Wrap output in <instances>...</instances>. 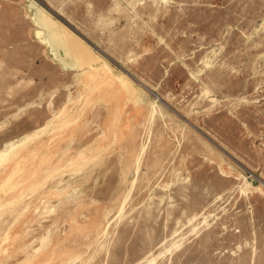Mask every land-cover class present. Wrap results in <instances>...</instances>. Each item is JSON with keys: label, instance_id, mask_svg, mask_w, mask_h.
Here are the masks:
<instances>
[{"label": "rangeland", "instance_id": "rangeland-1", "mask_svg": "<svg viewBox=\"0 0 264 264\" xmlns=\"http://www.w3.org/2000/svg\"><path fill=\"white\" fill-rule=\"evenodd\" d=\"M0 264H264V0H0Z\"/></svg>", "mask_w": 264, "mask_h": 264}, {"label": "bare ground", "instance_id": "bare-ground-1", "mask_svg": "<svg viewBox=\"0 0 264 264\" xmlns=\"http://www.w3.org/2000/svg\"><path fill=\"white\" fill-rule=\"evenodd\" d=\"M54 23H52V27L55 28L57 30V35H59V40H61V43L64 45V47H72L73 48V51L76 53V54H83L86 53L87 51H85L83 49V51L77 46V45H74L73 44V41H72V36L71 34L67 31L66 28L62 27L58 22L56 21H53ZM66 47V48H67ZM71 53V52H70ZM92 53V52H91ZM86 56V55H84ZM95 56V55H94ZM102 58V57H101ZM85 60V59H84ZM87 63V62H86ZM94 66V65H93ZM91 68V67H90ZM98 72H100V68H92L91 69H88L87 71H84L83 73V76L87 79V82L85 83V86H86V90H85V93H81L82 95L86 96V98H91L92 94H93V87H92V82L94 83V80L98 77ZM90 80V82H89ZM127 88V87H126ZM135 89V88H134ZM125 91V89H124ZM129 93H132V91H129ZM100 94V93H99ZM98 95V94H97ZM100 96H103L102 94ZM118 124V123H117ZM56 126V125H55ZM58 127V126H57ZM55 128V127H54ZM51 130V129H50ZM106 134V133H105ZM3 153V152H2ZM9 153V152H8ZM86 158V157H85ZM87 164V163H86ZM89 164V163H88ZM88 167V166H86ZM90 168V167H89ZM70 193V192H69ZM5 208V207H4Z\"/></svg>", "mask_w": 264, "mask_h": 264}]
</instances>
